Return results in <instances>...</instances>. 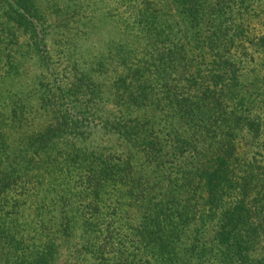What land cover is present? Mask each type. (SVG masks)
<instances>
[{"label": "trees", "instance_id": "trees-1", "mask_svg": "<svg viewBox=\"0 0 264 264\" xmlns=\"http://www.w3.org/2000/svg\"><path fill=\"white\" fill-rule=\"evenodd\" d=\"M104 1L0 0L3 257L264 264V0Z\"/></svg>", "mask_w": 264, "mask_h": 264}, {"label": "rangeland", "instance_id": "rangeland-1", "mask_svg": "<svg viewBox=\"0 0 264 264\" xmlns=\"http://www.w3.org/2000/svg\"><path fill=\"white\" fill-rule=\"evenodd\" d=\"M41 5H44L46 4L47 5V2L48 0H37ZM57 1V0H55ZM98 1V0H96ZM104 1V0H103ZM101 0V6H98L97 9L99 11H103V9L106 7V3L104 1ZM104 6V7H103ZM260 10L262 9H257L256 12H259ZM263 12H260L258 15H255L253 14V20H254V23L257 25V26H260V28H262V24H264V10H262ZM101 16L103 13H100ZM107 20H104V22L106 23ZM107 28V24H105V27L103 28V30H105ZM108 29V28H107ZM264 72L262 71L261 74H263ZM19 223L24 227V225H26V231H25V236L26 234L29 232V237L28 238H32V231H33V228L37 222L36 218L33 217L32 215V212L30 210H25V214L21 217V219L18 220ZM29 241V247H32L30 244L32 242H34V240H28ZM77 241L73 240V242L71 243L70 242V245L69 246H63L60 248V254H59V257H60V262H58V264H64L66 261H68L69 263L73 261L74 259V256L76 255L75 254V247H74V244H76ZM33 251V250H32ZM32 251L28 250L29 253H31ZM66 258L65 261H63L64 259ZM7 259L10 261V262H7ZM12 260H13V256H11V254H9L8 258L7 257H3V249H2V246L0 245V264H12Z\"/></svg>", "mask_w": 264, "mask_h": 264}]
</instances>
